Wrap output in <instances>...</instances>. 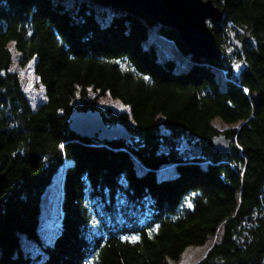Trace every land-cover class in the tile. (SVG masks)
Listing matches in <instances>:
<instances>
[{
    "label": "trees",
    "instance_id": "16d2710c",
    "mask_svg": "<svg viewBox=\"0 0 264 264\" xmlns=\"http://www.w3.org/2000/svg\"><path fill=\"white\" fill-rule=\"evenodd\" d=\"M213 2L224 10L218 62L189 57L175 29L124 5L0 0V264H171L219 228L195 264H264V0ZM151 28L178 58L160 59ZM9 42L20 65L34 61L46 95L36 108L10 70ZM106 93L128 112L102 109ZM74 109L98 110L130 138L77 135ZM214 118L239 126L221 131ZM220 133L225 153L212 146ZM63 166L60 224L44 242L41 197Z\"/></svg>",
    "mask_w": 264,
    "mask_h": 264
},
{
    "label": "water",
    "instance_id": "95a60500",
    "mask_svg": "<svg viewBox=\"0 0 264 264\" xmlns=\"http://www.w3.org/2000/svg\"><path fill=\"white\" fill-rule=\"evenodd\" d=\"M108 4L124 5L137 9L161 26L173 28L178 32L179 40L190 57L220 60L213 26L219 22L224 10L217 7L213 0H100ZM237 52L242 42L234 35L229 37ZM69 128L81 137L91 138L97 134L107 141L129 139L130 132L126 125L106 124L98 110L74 109L69 115ZM214 151L225 153L229 149V140L220 133L211 140ZM191 154L197 156L198 148L191 146ZM7 180L6 171L0 167V189ZM2 205L0 204V219ZM206 255V254H205ZM204 255V256H205Z\"/></svg>",
    "mask_w": 264,
    "mask_h": 264
},
{
    "label": "rangeland",
    "instance_id": "374dc122",
    "mask_svg": "<svg viewBox=\"0 0 264 264\" xmlns=\"http://www.w3.org/2000/svg\"><path fill=\"white\" fill-rule=\"evenodd\" d=\"M95 7L100 12L104 10L108 11V8L102 6L101 4H95ZM151 29L152 33L150 40L154 38L156 39L154 42L160 59H164L165 57L167 58L172 55H177L176 57L178 58L179 49L176 43L172 39L167 38L164 35L158 37L156 29ZM148 40L145 42L146 45L148 43ZM7 46L11 52L12 58L10 70L18 75L21 88L25 93L31 107L36 108L40 103L46 100V95L43 85L34 72V61L30 60L25 65H20V54L17 51L14 42H9ZM219 75H221V73ZM89 96H95V93L91 89H89ZM98 105L102 109L109 108L114 113L128 112L129 110L128 106L122 104L120 100L111 97L109 93L98 97ZM156 120L159 124H161L163 118L161 116H157ZM212 124L221 131L233 126H239V123H236L235 125H227L223 123L219 118H214L212 120ZM136 162L137 170L141 171L142 166L138 161ZM63 168L64 166L55 173V175L51 179L50 184L46 187L41 197V213L38 230L39 235L44 242L50 241L60 224ZM172 168H174L172 164L165 165L160 168L161 172L159 173L167 174L168 172H171ZM219 237L220 228L215 235L208 237L203 245L187 247L182 252L179 262H171V264H195L202 257H204V255L212 247V245L219 240ZM21 244L23 248L28 249L31 252H35L39 249V246L37 244L26 239L23 236L21 239Z\"/></svg>",
    "mask_w": 264,
    "mask_h": 264
},
{
    "label": "bare ground",
    "instance_id": "6f19581e",
    "mask_svg": "<svg viewBox=\"0 0 264 264\" xmlns=\"http://www.w3.org/2000/svg\"><path fill=\"white\" fill-rule=\"evenodd\" d=\"M156 28V27H155ZM147 46H148V43H147ZM189 56V55H188ZM190 57V56H189ZM186 63V62H183V64ZM245 93H247V88L245 87V90H243ZM231 166H233L232 164H230Z\"/></svg>",
    "mask_w": 264,
    "mask_h": 264
},
{
    "label": "built area",
    "instance_id": "2783aa9c",
    "mask_svg": "<svg viewBox=\"0 0 264 264\" xmlns=\"http://www.w3.org/2000/svg\"><path fill=\"white\" fill-rule=\"evenodd\" d=\"M243 90H245V87H243Z\"/></svg>",
    "mask_w": 264,
    "mask_h": 264
},
{
    "label": "snow or ice",
    "instance_id": "6c2138e0",
    "mask_svg": "<svg viewBox=\"0 0 264 264\" xmlns=\"http://www.w3.org/2000/svg\"><path fill=\"white\" fill-rule=\"evenodd\" d=\"M189 206H190V205H189ZM133 239H137V238L134 237Z\"/></svg>",
    "mask_w": 264,
    "mask_h": 264
}]
</instances>
